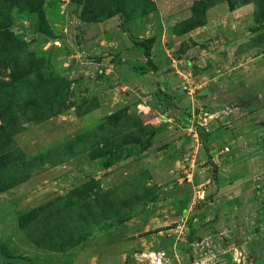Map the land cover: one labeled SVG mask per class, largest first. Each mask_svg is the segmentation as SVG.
Instances as JSON below:
<instances>
[{"label":"rangeland","instance_id":"374dc122","mask_svg":"<svg viewBox=\"0 0 264 264\" xmlns=\"http://www.w3.org/2000/svg\"><path fill=\"white\" fill-rule=\"evenodd\" d=\"M158 254L264 264V0H0V264Z\"/></svg>","mask_w":264,"mask_h":264},{"label":"crops","instance_id":"0c3cea01","mask_svg":"<svg viewBox=\"0 0 264 264\" xmlns=\"http://www.w3.org/2000/svg\"><path fill=\"white\" fill-rule=\"evenodd\" d=\"M210 188L211 187L208 188V191H210ZM227 188H225V189H227ZM221 191H223V189H221ZM202 192L203 191H200V192H197V193H199V195H200V193H202ZM225 192H228V191H224V192H221V193H219V190L215 191L216 196H219L220 194L225 193ZM204 193H206V192L204 191ZM217 193H218V195H217ZM233 204H235V202L227 203L226 207L224 206V204L219 205L220 208L216 209L217 213H219L218 217H213V218H211V220H207V222H209L207 228L215 230L216 231V235L218 237L224 233L221 230L222 228L226 229L227 231L226 230L225 231L227 232V235L230 236V233H229L228 229L230 228L231 225H230L229 222L235 219L236 215H234L233 213H236V211L235 212H231L229 210L228 206L233 205ZM249 209H251V208L246 205L245 207H243L240 210H238V213H241L242 217H245V216L249 217L250 216ZM237 216H239V214Z\"/></svg>","mask_w":264,"mask_h":264},{"label":"built area","instance_id":"2783aa9c","mask_svg":"<svg viewBox=\"0 0 264 264\" xmlns=\"http://www.w3.org/2000/svg\"><path fill=\"white\" fill-rule=\"evenodd\" d=\"M224 151L228 152V148L224 147ZM151 264H163V254H158L154 256Z\"/></svg>","mask_w":264,"mask_h":264},{"label":"trees","instance_id":"16d2710c","mask_svg":"<svg viewBox=\"0 0 264 264\" xmlns=\"http://www.w3.org/2000/svg\"><path fill=\"white\" fill-rule=\"evenodd\" d=\"M205 3V4H204ZM201 4H203L204 6H205V9L208 7V5H207V1H205V2H201Z\"/></svg>","mask_w":264,"mask_h":264}]
</instances>
